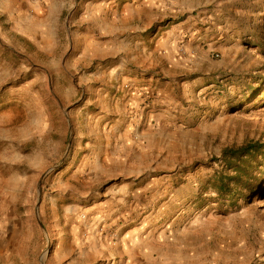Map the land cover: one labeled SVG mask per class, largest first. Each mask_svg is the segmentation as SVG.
<instances>
[{"label": "rangeland", "instance_id": "rangeland-1", "mask_svg": "<svg viewBox=\"0 0 264 264\" xmlns=\"http://www.w3.org/2000/svg\"><path fill=\"white\" fill-rule=\"evenodd\" d=\"M248 140L264 0H0V264H264Z\"/></svg>", "mask_w": 264, "mask_h": 264}, {"label": "trees", "instance_id": "trees-1", "mask_svg": "<svg viewBox=\"0 0 264 264\" xmlns=\"http://www.w3.org/2000/svg\"><path fill=\"white\" fill-rule=\"evenodd\" d=\"M214 161L224 167L213 182V192L220 201L235 205L247 196L245 192L260 191L264 181V141L248 140L227 146Z\"/></svg>", "mask_w": 264, "mask_h": 264}]
</instances>
